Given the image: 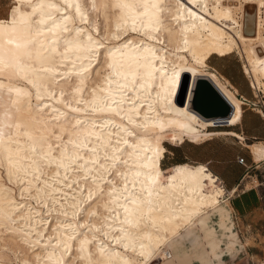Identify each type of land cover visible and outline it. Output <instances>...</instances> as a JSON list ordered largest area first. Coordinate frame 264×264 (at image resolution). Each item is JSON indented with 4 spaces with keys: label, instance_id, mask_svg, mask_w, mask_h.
Segmentation results:
<instances>
[{
    "label": "bare ground",
    "instance_id": "bare-ground-1",
    "mask_svg": "<svg viewBox=\"0 0 264 264\" xmlns=\"http://www.w3.org/2000/svg\"><path fill=\"white\" fill-rule=\"evenodd\" d=\"M12 1L0 19V71L15 81L0 79V108L15 118L0 112V168L18 198L0 171L1 247L17 264L205 261L198 225L209 232L212 213L226 218L225 191L206 165L163 170L164 143L240 123L237 90L207 62L236 50L250 88L264 86L263 3L251 13L222 0ZM90 9L101 11L103 35ZM199 77L232 106L226 121L193 110ZM250 148L264 157L263 144Z\"/></svg>",
    "mask_w": 264,
    "mask_h": 264
},
{
    "label": "rangeland",
    "instance_id": "rangeland-1",
    "mask_svg": "<svg viewBox=\"0 0 264 264\" xmlns=\"http://www.w3.org/2000/svg\"><path fill=\"white\" fill-rule=\"evenodd\" d=\"M222 1L224 2V4L231 5V7H239V5L242 4V6H245V8L251 13L258 9V3L261 2L263 4L260 6V13L262 18L264 19V0H249V2H247V0ZM83 2L86 5L89 3L88 0H83ZM12 7V0H0V19H6ZM114 11H116V9L111 11L107 8L102 13H104L106 16H111L114 14ZM102 13L99 10L98 12L92 9L88 11L89 18H92L89 20L91 24H93L95 27L97 26L96 28L100 32V35H103L105 28V24L101 16ZM240 16V12L237 11L234 17L235 19H240ZM88 29L91 28L88 27ZM103 38L105 39L106 37L103 36ZM103 38H101V40ZM107 43L108 42H105V44ZM207 65L208 67L206 69L208 71L213 70V72L216 73L219 78H225L234 88H236L239 95H242L247 100L250 99L252 104H250L249 107L242 105L243 110L247 111L248 113H252L250 112V109H254L253 113L261 112L264 117V109H262L264 107V86L261 87L258 91L250 88L249 80L246 78L243 72L245 59L242 57V55L240 56V53L235 50L231 55L225 57L212 55V57L208 60ZM198 70L199 69L191 65H186L183 69V71L185 72L189 71L193 73H197L196 71ZM0 79L8 82L15 81V79L11 77V75L5 70L0 71ZM221 81L224 82L223 80ZM31 93L34 94L32 90ZM242 103L244 102L242 101ZM7 106V103L3 104L0 108V112L3 113L4 118L12 121L15 117L11 112L8 111ZM222 130H228V128H206L205 131L202 132V134L205 135L202 136L198 141H195L193 143L186 141L182 145H178L165 142L164 147L166 149V153L165 158L161 162L162 169H166V167L171 166V164H173V166L178 164L197 165L199 164V162H205L206 160H208V158L213 157L215 161L221 162H219L220 164L214 162L215 165H224V162L226 161H234L237 165L248 171V175L253 178L248 179L249 185L251 187L258 186V189L264 198V157L259 159L255 155L256 152L250 148V145L254 143H261L264 145V141L250 139L244 142L242 141V139L238 140L237 138L231 136H215L217 134L223 135L222 133L224 132H214ZM240 158H243L245 160L244 165H240L237 163V159ZM0 171L6 185L14 189V196L18 198V190L13 187L12 184L8 183V181L4 177V171L1 168ZM219 184L221 185L220 181ZM224 199L225 195L222 201H225ZM249 202L251 201H247L248 204ZM246 223L250 224L251 228L244 233L243 243L246 244L247 247H250V257L253 256L255 264H264V205L263 214L261 216L252 215L250 217H247ZM0 243V263L17 264V255L13 253V250L2 248L1 246L3 242ZM152 264L161 263L159 260H156Z\"/></svg>",
    "mask_w": 264,
    "mask_h": 264
},
{
    "label": "crops",
    "instance_id": "crops-1",
    "mask_svg": "<svg viewBox=\"0 0 264 264\" xmlns=\"http://www.w3.org/2000/svg\"><path fill=\"white\" fill-rule=\"evenodd\" d=\"M235 96L244 102L243 106L249 107L252 104L250 99L247 100L242 95H239L238 92L235 93ZM250 112L252 113L243 110L241 121L235 127H225L228 130L214 132H233L245 139L244 142L250 139L264 141L263 114L261 112L253 113L254 109H250ZM215 136L230 135L217 134ZM214 162L221 163L220 161H215L213 157L208 158L205 162H199V164L206 165L208 170L221 182L225 191L224 202L227 215H225L226 218L220 220L219 213H212L208 220V227L211 229L209 232L201 229L198 225V232L196 233L197 245L208 254L207 259L204 261L200 255L197 257L198 254L196 253L192 255V261L185 264H255L253 256L250 257V247L243 243V238L244 233L251 228V225L246 223L247 217L252 215L261 216L263 214L264 198L258 186L251 187L249 185L248 179L252 177L248 175L246 169H243L234 161H226L224 165H215ZM171 166H167L166 169ZM247 201L251 202L248 204ZM191 240L192 238L184 240L186 249L190 248L191 244L189 243ZM164 264L178 263L169 261Z\"/></svg>",
    "mask_w": 264,
    "mask_h": 264
},
{
    "label": "water",
    "instance_id": "water-1",
    "mask_svg": "<svg viewBox=\"0 0 264 264\" xmlns=\"http://www.w3.org/2000/svg\"><path fill=\"white\" fill-rule=\"evenodd\" d=\"M187 88L188 83L185 81L181 87V104H185ZM191 106L205 120L219 118L226 121L232 112V106L207 77L196 80Z\"/></svg>",
    "mask_w": 264,
    "mask_h": 264
},
{
    "label": "built area",
    "instance_id": "built-area-1",
    "mask_svg": "<svg viewBox=\"0 0 264 264\" xmlns=\"http://www.w3.org/2000/svg\"><path fill=\"white\" fill-rule=\"evenodd\" d=\"M262 109H264V107ZM237 163L240 164V165H244L245 164V160L243 158L237 159ZM221 187H222V185H221Z\"/></svg>",
    "mask_w": 264,
    "mask_h": 264
}]
</instances>
